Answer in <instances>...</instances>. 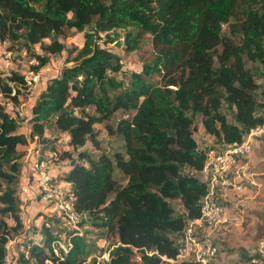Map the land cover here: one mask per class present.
<instances>
[{"label": "trees", "instance_id": "16d2710c", "mask_svg": "<svg viewBox=\"0 0 264 264\" xmlns=\"http://www.w3.org/2000/svg\"><path fill=\"white\" fill-rule=\"evenodd\" d=\"M66 29L83 33L81 46L31 106L27 138L17 131L25 117H12L0 103V264H8L6 245L23 229L17 146L35 137L47 153L57 152L50 164L67 163L68 171L52 179L67 185L74 211L88 217L84 227L114 235L116 244L108 260L99 262L83 233L59 231L65 222L50 218L51 228L39 229L43 243L23 244L11 264L175 260V242L186 223L200 217L199 202L207 193L200 172L208 150L193 137V117L200 116L204 131L220 146L239 145L264 124L254 75L244 66L245 59L264 64V0H0V45L33 57L37 65L29 70L35 74L49 55L62 52L58 38ZM146 35L153 60L131 72L124 86L116 78L119 52L108 44L122 39L120 51L136 53ZM51 38L44 55L34 53ZM27 89L25 74L0 70L3 100L17 107ZM223 98L237 125L220 112ZM97 125L118 139L112 154L101 149ZM52 133L66 135L70 150L59 152ZM36 199L40 202L37 189ZM61 237L69 245L56 259L50 245Z\"/></svg>", "mask_w": 264, "mask_h": 264}, {"label": "rangeland", "instance_id": "374dc122", "mask_svg": "<svg viewBox=\"0 0 264 264\" xmlns=\"http://www.w3.org/2000/svg\"><path fill=\"white\" fill-rule=\"evenodd\" d=\"M51 40L52 38L45 39L39 45L35 46L33 48L34 53L44 55L42 49L47 46ZM82 40L83 33H79L73 29H66L63 37L58 38V42L63 45V49L70 54L76 53L81 46ZM121 40L122 39H119L113 44H108V46L113 48L116 47L115 50L119 52L121 71L116 74V78L121 80L124 86H126L129 83V74L133 71H138L141 65L150 63L153 60V52L151 50L149 36L147 35L144 37L141 47L136 53L126 54L120 51ZM2 51L4 52L5 50L2 49ZM65 57L66 54L61 55V53L49 55L47 64L51 67L47 70L48 72H46V74L52 75V71L56 70L58 64L64 60ZM0 58L6 70L24 73L30 67L28 60L33 57L28 55H25V57L14 55L10 60L6 61L3 59L2 53ZM244 66L254 75L255 83L257 84L254 98L261 105L257 112L264 117V64L251 62L245 59ZM36 88H38V86ZM33 89H35V87ZM27 91L28 90H26V92ZM34 91H29L27 96H30ZM8 101L9 100H3L0 97V103H2L4 107L7 106ZM22 102L26 103L24 100H22ZM15 107L16 106H12V115ZM22 108H24V106H22ZM220 112L226 117L229 123L237 125L235 111L228 105L224 98L221 100ZM186 114L190 115V113ZM121 115L122 114L119 112L114 115L112 122L114 123ZM193 121V137L198 146L208 151L220 150L221 146L215 145L213 139L204 131L200 122V116H194ZM96 127H98L97 140L99 141L101 149L107 154H112L119 147L118 139L115 137H108L103 129V125H97ZM250 132L245 136L246 141L244 140L248 142L250 147L249 152L244 156L238 157L235 164L230 168L231 174L228 175V179L231 181V186L224 190L222 194L223 206L226 208L229 221L225 226L215 229L210 235L216 247V254L210 260L209 264H264V252L259 251L261 250L259 242L264 238V136L251 135ZM58 134L59 133H52V136L53 141L58 143L56 144V148L61 152L62 144L66 145L67 143V136L64 135L62 140V136H58ZM57 145H60V147ZM49 166H51L49 175L54 179L61 177L63 173L68 171L67 167H62L60 163L56 161ZM115 176L120 178L118 173H115ZM33 201L38 204L36 198H34ZM172 205L176 209L175 214H178L177 202L172 201ZM22 211L25 212L23 208L19 207L21 217L24 215ZM37 213L38 210H35L31 218L36 217ZM26 214H30L29 207L26 210ZM43 217L44 216H42V218ZM23 220L26 221L25 218ZM11 225H13L12 222ZM34 225L32 221H28L27 223L24 222L23 229L19 236L8 242L6 248L8 256L6 263H12L13 257H16L20 251H22L23 244L29 243L30 245L33 241L38 239L40 227L38 226L36 228ZM57 227L59 231H61V229L68 231L66 226L58 225ZM83 235L84 240L87 241L88 247L91 249V257L99 259V262L104 261L102 256L104 254L109 255L116 244L114 235L105 233L91 225L84 227ZM91 257H88L86 261H89ZM137 258L138 257L135 258L136 262L139 261ZM161 264H179V262H171L162 257Z\"/></svg>", "mask_w": 264, "mask_h": 264}, {"label": "built area", "instance_id": "2783aa9c", "mask_svg": "<svg viewBox=\"0 0 264 264\" xmlns=\"http://www.w3.org/2000/svg\"><path fill=\"white\" fill-rule=\"evenodd\" d=\"M21 52L25 53L24 50ZM12 55L13 52L5 50L3 59L10 60ZM28 64L35 66L37 61L31 58L28 60ZM25 79L28 86L27 90H33L34 85L38 82L37 74L29 70ZM13 115L18 120L24 117L19 107L14 108ZM250 133L251 135L264 136V124L251 130ZM245 141L239 145L224 144L220 150H209L207 152L204 166L200 172L201 181L207 186V193L199 202L200 217L186 223L181 237L175 242L177 254L175 260H170L171 262L193 261L197 264H209L216 254V247L210 235L215 229L225 226L229 221L226 208L223 206L222 194L224 190L231 186V181L228 179V175L231 174L230 168L235 164L238 157L244 156L250 150L248 142ZM31 143L34 145L32 152L35 161L32 167L37 175L38 200L46 204L45 216L42 218L40 227L51 228V221L48 219L57 218L65 222L68 230L81 236L83 227L88 220L87 215L74 211L75 197L67 192V188L62 187L59 183H54L52 177L48 174L49 165L57 158V152L52 151L44 156L43 148L36 137ZM22 192L26 196L28 195L27 190L23 189ZM42 243L43 240L39 237L32 244ZM68 245L69 242L65 237L57 239L50 245L51 254L56 259H62L67 252ZM259 246L262 250L259 251L264 252V238L260 240ZM102 258L107 261L109 257L104 254ZM137 259L139 260V258Z\"/></svg>", "mask_w": 264, "mask_h": 264}, {"label": "crops", "instance_id": "0c3cea01", "mask_svg": "<svg viewBox=\"0 0 264 264\" xmlns=\"http://www.w3.org/2000/svg\"><path fill=\"white\" fill-rule=\"evenodd\" d=\"M39 45V44H38ZM37 46V45H36ZM3 50H5V45H0V55L3 53ZM62 54H66V57L64 60H62V64L61 62L58 64V66L56 67V70L52 71V75L50 74H46V72H48L47 70H49V68L51 66L45 65L43 68H41L39 70V72L37 73L38 76V82L34 85L35 89H33L34 93L30 94V96L28 95L25 99L19 98V104L18 106L20 107V109L22 110V113L25 117L24 120H21V125L18 126V133L23 134L25 138L28 137L29 131H30V127H29V119H30V108L31 106L36 102L38 96L40 95L41 91L44 89L46 83L56 77L61 69L65 66H70L72 63H66V58L67 56L72 57L74 55V53H68L66 52L64 49L61 52ZM14 55H21L22 57H25V53L24 52H19L17 54L12 55V57ZM1 59V58H0ZM4 63L0 60V70L4 72V74H8L9 71L5 69V65H3ZM61 64V65H60ZM29 69L26 70V72H24L23 74H25V76H27ZM38 86V88H36ZM22 100L26 101V103H23ZM12 104L8 103L7 106H5L6 111H8V113L14 117V115H12ZM17 106V107H18ZM22 106H24V108H22ZM98 128V127H96ZM61 135L62 136V140H63V134L59 133L58 136ZM46 136H50V131H46ZM51 140H53V136L51 135ZM55 145L58 144L57 142L54 143ZM41 145V144H40ZM58 146V145H57ZM41 147L44 149L43 150V155L46 156L47 153V149H45L43 147V145H41ZM60 147V145L58 146ZM34 148L33 143L31 142H27L26 145H21V146H17V152L20 155V176H19V180H18V192H17V196L19 198L20 201V206L21 208H23V210L25 212L22 211V213H24L23 217L21 218H25L26 221H24L22 219V223L24 226V222L27 223L28 221H32L33 224H35L34 226L37 228L38 226H41L42 223V211L44 209V204L43 203H39L36 204L33 199L36 198V181H37V175L36 173L33 171V163L35 161V157L34 154L32 152ZM62 150H70V148H68L65 144H62L61 146ZM62 167H67V163L64 162L61 164ZM49 168H51L49 166ZM231 173V172H230ZM62 176V175H61ZM62 187L67 188V185L64 182H60L59 183ZM27 190L28 191V195L26 196L25 194H23L22 190ZM37 200V199H36ZM29 207L30 210V214H26V210ZM38 210L37 216L36 217H32L34 211ZM21 213V212H20ZM41 214V215H39ZM38 224V225H37ZM30 236V234H29ZM39 231H38V237H39ZM37 237V238H38Z\"/></svg>", "mask_w": 264, "mask_h": 264}, {"label": "water", "instance_id": "95a60500", "mask_svg": "<svg viewBox=\"0 0 264 264\" xmlns=\"http://www.w3.org/2000/svg\"><path fill=\"white\" fill-rule=\"evenodd\" d=\"M161 262H162V258L161 257H156L154 259V261L152 263H150V264H160Z\"/></svg>", "mask_w": 264, "mask_h": 264}]
</instances>
